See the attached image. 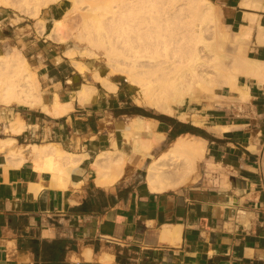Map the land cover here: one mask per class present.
<instances>
[{"label":"crops","instance_id":"1","mask_svg":"<svg viewBox=\"0 0 264 264\" xmlns=\"http://www.w3.org/2000/svg\"><path fill=\"white\" fill-rule=\"evenodd\" d=\"M213 1L232 14L238 33L253 27L252 57L264 60V44L256 43L264 11L242 6L244 0ZM249 13L257 15L254 24ZM2 34L0 43L6 44ZM21 50L37 76L43 105L54 107L58 97V103L73 107L55 116L42 107L0 105V140L55 145L89 157L76 169L63 166L56 173L44 160L11 158L0 147V264H264L262 85L239 77L237 85L249 91L250 99L242 102L229 89L202 116L203 125L153 113L159 120L135 114V108H143L128 101L120 83L109 92L87 79L64 49ZM83 85L97 92L86 104L76 97ZM135 118L146 120L162 139L143 159L130 152L114 185H97V157L113 152L114 141L124 143L121 131ZM18 123L24 130L15 134L11 128ZM179 123L203 130L207 138L188 133L172 139V132L183 130ZM186 136L205 142L200 177L175 190H149V166Z\"/></svg>","mask_w":264,"mask_h":264},{"label":"bare ground","instance_id":"2","mask_svg":"<svg viewBox=\"0 0 264 264\" xmlns=\"http://www.w3.org/2000/svg\"><path fill=\"white\" fill-rule=\"evenodd\" d=\"M60 1L63 0H0V7H13L18 3L19 8L29 16L37 18L43 8ZM65 1L69 5L66 14L79 12L82 25L76 28V36L79 42L84 43L66 49V57L73 60L81 74H84L86 67L75 60L78 51L79 55L93 59L104 57L112 69L110 73L125 77L129 86L135 89L138 106L146 105L159 113L177 116L181 121H186L187 114L179 113L176 108L182 107L188 99H194L196 90L218 88L216 84H219L221 77L216 82V75L223 77L224 80L221 79L220 82L223 81L224 87H228L233 95H239L242 102L250 99V93L238 87L239 77H246L264 87V60L247 56L244 59L237 58L231 70H228L227 65L221 64L225 55L221 53V41H217L218 31L213 26L214 5L209 0ZM261 2L244 0L242 6L264 11ZM184 14H188L186 19L182 18ZM256 17L257 15L249 13V23L254 24ZM53 22L54 30L49 37L59 35L58 28L63 25L60 20ZM43 24L40 25L42 31L45 30ZM252 30L253 27L244 26L242 36L246 39ZM209 32L213 33L212 40L206 36ZM257 34L256 43L263 45L264 26L259 25ZM245 39L242 38L241 41ZM58 40L61 41L62 37ZM93 75L95 81L106 90L116 92L117 85L113 81L101 76L98 71ZM39 88L37 76L30 70L29 63L21 52L0 54V105L42 107L46 113L55 116L67 114L72 109L71 103H58V97L54 107L47 108L43 105ZM95 93L97 92L93 86L83 85L76 97L80 104H86L91 102ZM194 123L201 124V121ZM19 124L12 126L13 133L18 134L24 130V126ZM226 129L216 128L221 132ZM121 133L125 138L124 143L114 141V151L101 153L94 163L98 174L95 183L99 186L114 185L123 175L130 152L143 159L163 137L153 133L148 122L142 118L132 119ZM122 144L125 149L121 148ZM0 147L8 150L11 158L19 157L23 161L28 159L25 156H29L36 161L44 160L49 171L56 173L62 172L63 166L76 169L83 159L89 157L61 151L55 145L15 146V140L12 139L0 140ZM205 151L203 140L192 136L177 139L168 152L149 166L146 176L149 190L166 192L195 182L198 163L204 159Z\"/></svg>","mask_w":264,"mask_h":264},{"label":"rangeland","instance_id":"3","mask_svg":"<svg viewBox=\"0 0 264 264\" xmlns=\"http://www.w3.org/2000/svg\"><path fill=\"white\" fill-rule=\"evenodd\" d=\"M209 1H211V3L214 5L215 22L213 23V26H214V29H216V32L218 31L217 35H218L219 40L217 41H221V45L223 47L221 53L224 54L225 57H227V58L223 57L221 59V64L223 66L227 65L228 67L227 66L226 67L228 68V70H231L235 66V61L237 58L244 59L246 58V56L247 58H253L252 57L253 49H250L251 34L249 36L250 38L247 37L246 39L245 37L242 36L244 26L241 28L242 33H240L241 32L240 31L238 34V25L233 23L232 14L229 13L226 8L222 7L221 5L214 2L213 0H209ZM17 4L18 3L13 5V7L11 6L0 7V32L2 31L3 33L1 40H5L6 38V41H7L6 44H4V42L0 43V54L2 53L6 54L8 52L19 51L21 52L22 55H24L21 49H42L48 46L56 47L57 49L66 50L68 48H74L76 44L81 43L79 42L76 36L78 33V30L76 28L81 27L80 25H82L81 24L82 20L79 19L80 18V15H78L79 12L77 13L74 12V14L71 12L72 14L69 13L70 16L66 14L67 13L66 11L69 5L66 4L65 0L60 1L56 4H52L47 8H43L42 11L40 12L39 17L37 18H33L29 16L24 10H22V8H19ZM51 11H54V13H51V16H48V13ZM187 15L188 14L182 15V18L186 19ZM247 17L249 18V14H247ZM54 20H60L61 23L63 21V25L60 24L62 27L60 26L57 31V33L60 36L55 35L54 37H49V34L54 30V22H53ZM40 21H42L41 23L45 24V25L43 24L44 29H45L44 31H42V28H41L42 25ZM255 22H256V19L254 23ZM60 28H63V29H60ZM5 29H6V32H4ZM238 35L239 36L241 35V36L238 37ZM206 36L209 40H212L213 33L209 32L207 33ZM61 37H62V40H64L65 42L67 41V42L63 43L62 40L59 41L58 38L61 39ZM74 38L77 40L75 41ZM242 38H244L245 40L241 41ZM81 44H84V43H81ZM4 45H5V48L3 47ZM77 51L78 50H76V52ZM78 52L75 57V60L81 62V64H83V66L86 67L84 69V73L87 76V79H89L90 81L96 82L93 74L95 71H98L101 74V76L106 77L113 82L120 83L122 89L126 93H128L127 94L128 101L131 104H133L135 107L137 106L136 101H135V98H136L135 89L129 86V84L126 82L125 77L118 75V74L113 75V73H110L112 72V69L107 65L104 57L100 56L98 59H93L88 56H81L79 55ZM30 70L32 71L31 68ZM216 76H215L216 82L219 77H221V79L223 78L222 76H219V75H216ZM220 80H219V84L218 85L216 84L217 87L219 86L218 88L214 90L213 89H209V90L202 89L200 91L196 90L194 99H188L182 107H180L179 109L176 108V110L179 113L183 111L186 112L188 119L183 122L192 124V122L199 121L200 119L202 121L201 125L204 124L203 123L204 119L202 118V116L205 113H208V111L212 109L215 103H219L221 99H223L222 93H224V95L229 94V88L226 86L224 87L222 83L223 81L220 82ZM209 93H212V94H209ZM139 107L143 108L145 111L155 113V114H160L155 109H152L149 106L142 105ZM175 119H177V117H175ZM204 161H205V158L198 163L199 169H198L197 178L200 177L201 175ZM210 169H214V168L210 167ZM191 183L193 182H190L188 184L190 185Z\"/></svg>","mask_w":264,"mask_h":264},{"label":"trees","instance_id":"4","mask_svg":"<svg viewBox=\"0 0 264 264\" xmlns=\"http://www.w3.org/2000/svg\"><path fill=\"white\" fill-rule=\"evenodd\" d=\"M135 114L137 115H142V116H145V117H152V118H157V119H161L162 117L161 116H156L154 115L153 113L151 112H147L143 109H139V108H135ZM180 125L183 126V130L180 131V132H177V133H173L172 132V135H171V138L172 139H175L181 135H184V134H192V135H196V136H200V137H203V138H207V134L203 131V130H200V129H197L195 127H193L192 125H186V124H183V123H179Z\"/></svg>","mask_w":264,"mask_h":264}]
</instances>
